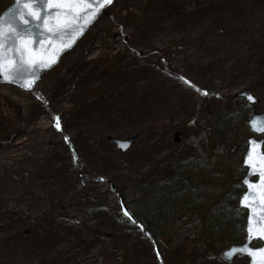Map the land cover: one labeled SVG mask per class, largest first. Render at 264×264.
Listing matches in <instances>:
<instances>
[{
    "label": "rangeland",
    "instance_id": "374dc122",
    "mask_svg": "<svg viewBox=\"0 0 264 264\" xmlns=\"http://www.w3.org/2000/svg\"><path fill=\"white\" fill-rule=\"evenodd\" d=\"M109 10V17L102 16L90 36L44 74L33 92L0 85V105L12 107L19 114L16 123L23 125L9 146L0 147V214L29 210L24 198L28 183L20 173L19 158L33 152L45 155L50 150L46 147L49 143L61 152L69 149L62 162L67 172L78 174L75 190L69 194L77 204H69V215L82 226L95 228L98 235L91 236L83 230L75 237L69 229L68 234H58L51 243L48 233L34 230L33 218L39 210L32 208L30 219L25 221L21 216L0 229V264H36L43 254L58 255L59 264H172L139 229L120 217L116 195L118 189L127 196L125 199L119 193L132 213L140 210L133 191L160 179L163 166L159 165L164 163L172 143L173 135L161 133L162 126L182 127L188 125L186 121H194L181 130L182 144L191 152L195 150L197 157L212 154L206 168L211 169V163L217 161L225 164V174L216 179L221 192L219 200L224 199L229 208V199L232 201L242 191L237 181L244 175L240 167L243 148L230 155L234 144L223 140L217 146L213 128L219 117L245 112L246 105L236 94L264 79V58L242 73L244 56L264 48V0L247 4L235 0H116ZM124 35L133 38L142 55L129 51ZM166 45L181 46L165 55L169 67L148 54ZM112 65L122 71L108 76L105 71ZM99 85L107 87L104 92L109 101L115 100L114 108L109 104L113 108L112 122L104 115L102 98L90 106H77L76 99L85 88ZM128 87L136 92V100L127 107L120 106L127 100L124 91ZM196 89L206 90L208 95L203 97ZM116 92L117 97L111 99ZM156 93L166 95L161 104L156 102ZM204 98L210 100L203 103ZM183 99L185 109H189L187 117L180 109L172 108ZM256 109L264 113V108ZM156 110L161 111L153 116L158 118V134H142L136 148L121 163L116 160L119 152L114 145L104 141L94 147L84 138V131L91 130L104 139L126 138L128 133L132 135L153 125L151 113ZM198 115L207 125L196 124ZM98 119L100 122L96 123ZM62 132L68 135L69 146L64 144ZM71 151L78 156L76 168ZM197 157L191 161L201 159ZM185 158L181 160L185 162ZM82 187L86 193L79 194ZM85 199L94 206L89 209ZM117 239L119 248L114 245ZM123 244L128 255L122 263L124 253L119 249ZM67 248L69 260L64 262L61 258ZM218 261L205 264H223ZM237 264H243V259Z\"/></svg>",
    "mask_w": 264,
    "mask_h": 264
},
{
    "label": "trees",
    "instance_id": "16d2710c",
    "mask_svg": "<svg viewBox=\"0 0 264 264\" xmlns=\"http://www.w3.org/2000/svg\"><path fill=\"white\" fill-rule=\"evenodd\" d=\"M235 1L247 4L252 0ZM10 3L11 0H0V11H3ZM109 12L110 11L105 12V16H108ZM124 40L130 52H133L135 55L143 54L137 49V45L134 44L131 36H124ZM177 48L180 49L181 46L166 45L157 49H152L148 54L156 57L163 66L169 67L165 55L167 53H174ZM263 58L264 48L248 56H244L242 73L253 69L257 62ZM113 64L116 65V63ZM115 65L110 66L109 69L105 71L108 76L122 71H119L118 67L116 68ZM106 81H110V78H106ZM106 88L105 85L85 88L84 91L81 92V96L76 99L79 101L77 106H90L93 101L102 98L106 106L104 115L112 122L114 119H112L110 111L115 105V100L112 98L117 97L118 94L116 92L114 96H111L112 100L109 101V96L104 92ZM248 89L261 100L260 107L264 108V79L260 78ZM204 91L203 89H197V92L203 97L206 96L204 95ZM124 92L127 94V100L120 106L127 107L135 102L136 92L134 90L132 91L131 87H128ZM154 92L156 91L154 90ZM215 94L218 96L217 93ZM155 96L158 104H161L160 101L163 102L166 98L165 94L160 93H156ZM204 99L203 103L210 100L208 98ZM110 102L113 108L109 106ZM184 104H186V99H183L181 103L179 102V105H175L172 108L174 110L180 109L184 113L183 117H187L189 109L186 110ZM122 111L127 112L126 109L123 108ZM162 112L164 113L165 111ZM156 113L159 115L161 111L156 110L151 113L153 125H145L146 127L142 128L141 132H137L139 136L144 133H150L151 135L158 134V127L155 125L158 123V118L153 117ZM249 114L250 109L246 107L245 112H243V110L240 113L231 114L230 112L225 116L219 117L216 121L217 126L213 128V139L217 141L215 144L218 146L222 144L221 141L226 140V144L230 142L238 149H244L245 138L247 136L246 120ZM18 117L19 114L14 112L12 107L4 104L0 105L1 148L9 146L8 144L13 142V138L16 137L15 134L20 130L19 128L23 126L21 124L19 127L18 123H16ZM195 121L197 125L202 122L207 125L200 115L196 117ZM98 122H100L99 119L96 123ZM193 122H189L188 120L186 121V125H188L182 127L162 126L161 133L171 135L176 132H183L181 130L188 128V126H190L189 124H194ZM137 133L135 132L134 135ZM61 134L64 144L69 146L68 135L63 134V132ZM84 134V138L94 147L105 141L103 135L95 133L92 130L84 131ZM128 134L131 135V133ZM209 142L211 145L213 144L211 141ZM46 147H49L50 150L46 151L45 155L41 156L40 153L36 155L33 152L25 156L22 160L19 158L18 166L20 173L23 174V180L28 183L24 198L29 210L3 211L0 214V229L6 228L14 219L21 216L24 217L25 221L30 219V209L35 208L39 211L33 218L36 227L34 230L36 232L41 231L42 233H48L51 243L55 242L58 234H68L69 229H71L75 237L77 234L83 232V230L87 231L91 236L98 235L95 228L82 226V223L79 222L77 218L74 219V217L69 215V204L72 202L77 204V200L73 196H69V194L75 190V183L78 178V174L67 172L62 162L63 155H68L69 149L61 152L50 147L49 143H46ZM135 148L134 146L133 149ZM179 150V147L171 146L170 143V150H168V152L172 154L168 156L167 163L159 161L162 163L159 166H163V174L160 179L151 181L147 183L146 186H140L136 190L134 189L133 196L138 197L141 204L139 206L140 210L134 215L143 226V234L145 231L150 233L153 241L156 243V249L161 255H165L172 264H205L211 261L217 262L216 252L218 250L226 245L241 243L243 241L244 216L237 209L235 198L232 201L229 199V208L225 204L224 199L222 202L219 200L221 192L216 179L219 175L225 174V164L217 161L214 165L211 163V169L206 168L205 164L207 163L210 165V158L213 157L212 154L201 156L199 157L201 159H196L194 161L191 160L195 159V156L191 154L186 157V161L183 162L181 160L183 157ZM71 155L73 156V166L76 168L78 156L75 151H71ZM122 159V156H119V159L118 157L116 158L118 163H121ZM8 166L9 163L7 164V167ZM5 173H9L7 168ZM147 174L149 175L150 172ZM223 181L224 178L221 179V182ZM78 192L79 194L86 193L83 187ZM117 193H122V191L117 189ZM123 197L126 199L127 196L123 194ZM87 200L88 199H85L84 202L90 209L94 204L90 205ZM94 210L95 209H92V211ZM202 221H204L205 224L202 223ZM198 234L201 235V238L198 237ZM102 236L106 237L108 235L104 234ZM144 237L146 238V236ZM112 239H114V237H112ZM119 243L117 239L114 245L119 248ZM125 247L126 245L123 244V248L119 249L121 253H124L122 263L126 261L128 255L126 249H124ZM63 254L64 256H62L61 259L67 262L69 260V248H67ZM59 259L58 255L43 254L38 257L36 264H59Z\"/></svg>",
    "mask_w": 264,
    "mask_h": 264
},
{
    "label": "water",
    "instance_id": "95a60500",
    "mask_svg": "<svg viewBox=\"0 0 264 264\" xmlns=\"http://www.w3.org/2000/svg\"><path fill=\"white\" fill-rule=\"evenodd\" d=\"M114 1L115 0H112L111 4ZM111 4H101L100 0H95L92 6L88 7L87 3H82L75 7L74 15H82L83 19L72 20L71 22H66L70 18L65 16L67 11L65 7L62 6L60 8L51 9L44 7V12L50 11L52 13V15L47 17V25L43 27H37L36 23L33 22L30 25L31 38L24 43L19 41L16 43V48L18 49L15 54L16 60L19 61L21 59V52L19 50L22 49L24 53L22 65L24 70L20 74L13 73V69L16 67L14 63L10 62L13 52L7 51L4 54V66L2 69H0V85H12L25 92L32 91L39 83L43 73L53 69L58 65L61 57L73 49L77 42L87 33L89 28L100 18L103 12L109 9ZM20 7H22V4ZM17 8V0H12L11 5L0 14V20H7L10 23L15 19L14 13ZM25 11L27 10L25 9ZM93 12H95V16L92 15ZM2 27L7 34L10 30L8 25L4 24ZM49 29H52V32H50ZM53 34H55L56 38H54ZM249 96H251L253 99L249 100ZM237 98L243 99L249 106H257L260 103V101L248 90L240 91L237 94ZM252 122H255V130ZM247 126L251 133V137L246 139L247 152L243 158V167L247 169V173L240 181V184L245 189V191L240 196L238 201L239 208L247 212L244 229L245 240L242 244L233 245L219 254V258L226 264H233L237 257L247 258L248 264H253V260H256L257 264H259L261 260V257L259 256L250 257L248 255L238 253L229 259L228 255L226 254L230 253L232 249L251 248L256 250L264 248V239H249L247 233L250 217H255L252 219V227L254 232L257 230L258 224L260 227H264V218H262L264 217V212H262V209H264V204H261L260 207L250 209L248 207H244L241 202L242 197L257 193V188H249V184L259 185L260 183L259 170L254 167H250L249 165L258 164V158L261 155H264V137L260 140L255 138V136H264V114H257L256 112H253L252 116L247 121ZM134 140L135 138H131L126 141H119L110 138V141L114 143L122 153H125L131 147ZM179 140L180 136L177 135L175 141L179 142ZM249 154L252 155L251 161L248 160ZM253 178H257V180L254 182L252 181ZM245 180H247L249 184L244 183ZM249 202L259 204V200ZM119 207L123 218L134 225L138 224L120 196ZM125 213L128 215H125ZM255 242H259L261 246L252 247V244Z\"/></svg>",
    "mask_w": 264,
    "mask_h": 264
},
{
    "label": "snow or ice",
    "instance_id": "6c2138e0",
    "mask_svg": "<svg viewBox=\"0 0 264 264\" xmlns=\"http://www.w3.org/2000/svg\"><path fill=\"white\" fill-rule=\"evenodd\" d=\"M95 0H17L18 8L14 13L15 19L12 20L10 23L7 20H0V69L3 68V60L5 58L4 54L7 51H12L13 56L11 58L12 63L16 65L13 69L14 74H20L23 69V50H19L21 52V59L18 61L16 60V52L18 49L16 48V43L19 41L24 43L31 38V28L30 25L35 22L37 27H43L47 25L48 20L47 17L52 15V13L44 12V7L48 9L51 8H60L65 7L67 9L65 16L70 18L66 22H71L72 20H81L83 19L82 15H74V9L76 6L87 3L88 7H91ZM112 0H100L101 4H111ZM22 4V7L20 5ZM25 9L27 11H25ZM95 16V12L92 13ZM7 24L8 28L10 29L9 32L6 34L3 25ZM52 32V29H49ZM54 38L55 37V34ZM31 83V82H29ZM207 95V93H204ZM249 100L253 98L251 96L248 97ZM57 128H59V118H57ZM253 123V127L255 130V122ZM259 163L252 165L250 167L257 168L260 174V183L259 185L249 184L247 180L244 183L249 184V188H257V193L252 195H246L241 198L242 205L244 207H248L250 209L260 207L261 204H264V155H261L259 158ZM248 160H252V155L249 154ZM259 200V204L251 203L249 201H256ZM249 202V203H245ZM264 212V209H262ZM125 215H128L125 213ZM255 217H250L249 226L247 229L249 239L259 238L264 239V227H260L259 224L257 226V230L254 232L252 227V219ZM264 218V217H262ZM244 254L250 257H261L259 264H264V248L253 250L251 248H241V249H232L230 253H227L228 258L231 259L233 255L236 254ZM253 264H257L256 260H253Z\"/></svg>",
    "mask_w": 264,
    "mask_h": 264
},
{
    "label": "flooded vegetation",
    "instance_id": "af4514ba",
    "mask_svg": "<svg viewBox=\"0 0 264 264\" xmlns=\"http://www.w3.org/2000/svg\"><path fill=\"white\" fill-rule=\"evenodd\" d=\"M239 188V187H238ZM236 189V188H235ZM235 199H236V197H235ZM243 213V212H242ZM244 214V213H243Z\"/></svg>",
    "mask_w": 264,
    "mask_h": 264
}]
</instances>
